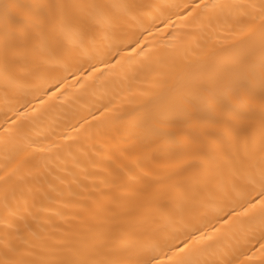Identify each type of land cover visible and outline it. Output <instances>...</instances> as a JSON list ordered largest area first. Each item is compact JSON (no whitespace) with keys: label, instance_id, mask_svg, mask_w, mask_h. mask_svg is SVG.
Wrapping results in <instances>:
<instances>
[{"label":"bare ground","instance_id":"1","mask_svg":"<svg viewBox=\"0 0 264 264\" xmlns=\"http://www.w3.org/2000/svg\"><path fill=\"white\" fill-rule=\"evenodd\" d=\"M262 61L264 0H0V264H264Z\"/></svg>","mask_w":264,"mask_h":264},{"label":"snow or ice","instance_id":"2","mask_svg":"<svg viewBox=\"0 0 264 264\" xmlns=\"http://www.w3.org/2000/svg\"><path fill=\"white\" fill-rule=\"evenodd\" d=\"M262 66H264V61H262ZM262 185H264V180H262ZM257 200L259 201V204H257ZM258 209L260 215L262 217H264V194H262L261 196L257 197L256 200H253L251 202V207L249 209V211L255 212ZM235 213H227L224 217V220H227V217L230 215H234ZM247 214V213H246ZM177 251H181L182 247L177 248ZM149 264H151V262H149Z\"/></svg>","mask_w":264,"mask_h":264}]
</instances>
